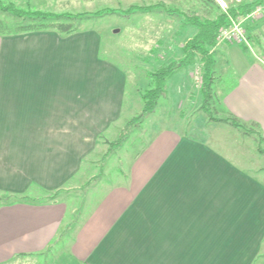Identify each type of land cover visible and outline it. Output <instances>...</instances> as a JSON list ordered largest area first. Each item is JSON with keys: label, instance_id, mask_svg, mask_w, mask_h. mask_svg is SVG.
<instances>
[{"label": "crops", "instance_id": "1", "mask_svg": "<svg viewBox=\"0 0 264 264\" xmlns=\"http://www.w3.org/2000/svg\"><path fill=\"white\" fill-rule=\"evenodd\" d=\"M80 33L0 35V264L58 247L54 264H264V180L241 160L254 139L210 122L191 80L167 83L173 105L159 101L153 116L184 109L199 127L159 130L129 174L123 162L116 182L74 205L95 177L88 159L99 145L109 154L100 139L127 82L99 59L97 32ZM252 36L250 50H216L213 97L220 118L255 124L264 140V18Z\"/></svg>", "mask_w": 264, "mask_h": 264}, {"label": "rangeland", "instance_id": "2", "mask_svg": "<svg viewBox=\"0 0 264 264\" xmlns=\"http://www.w3.org/2000/svg\"><path fill=\"white\" fill-rule=\"evenodd\" d=\"M248 1L249 0H2L5 4L12 3L24 11L54 14L69 13L72 15H94L105 10H117L125 13L133 7L154 6L157 8L154 12L148 14L136 13L129 17L106 15L99 19H85L82 20L79 25L78 33L87 31L97 32L100 39L93 37L89 41H93L95 45L96 43L98 44L96 52L98 53L99 59L118 66V68L127 75V82L126 97L122 107V113L114 122H110L108 131H105L100 139L111 142L109 146L111 150L109 152L107 151L109 153L107 155L110 157L107 158V155H105L101 159V149L105 147L99 145L97 153L92 155L91 159H88L89 162L87 161V163L89 164L92 162L93 167H86V172L88 170V174L95 177L93 181L83 184L82 192L76 193V201L78 202H75V206H78L80 199L84 198L82 196L85 195L86 192H90L91 194L96 192L94 189H89L91 185H108L111 179V182H116L118 172L121 166H123V162L126 174H129L130 168L132 167V160H135L145 150V147L149 145L153 137L155 138L156 135L159 137L161 136V134H158L159 130L168 126L175 127L177 130L183 129L177 126L179 122H182V125H185L186 129L191 133H193L192 128L196 129L199 127L200 122L198 121L197 115L194 117L191 116L189 119L186 117L182 121L178 115L179 113L187 115V111L185 112L184 109H178L172 116L170 115V118H167L168 121H164L166 124L161 123L160 119L164 116L159 112L155 117L151 115L152 117H147L142 123L126 131L127 124L142 113L144 105L142 94L147 89V84L149 82L148 74L155 72L163 66H168L173 62H180L183 60L184 54L182 49L196 33L194 28L184 26L181 14L188 17L214 20L220 14L226 11L228 12L231 7ZM220 2L227 4L225 10L221 7ZM263 18L264 7L259 10H254L248 17L238 16L234 18L235 25L238 28L243 26L247 30L250 47H252V40L249 35L250 30H253ZM0 20L12 29L22 24L21 21L1 12ZM223 30L228 31V35L224 34L223 38L231 37V33L234 32V29L232 30L230 25ZM81 33L79 35H81ZM251 34H253V31ZM228 43L227 41L217 42L214 51L223 46L230 45L250 50V48L238 45L237 43ZM199 63L200 62L192 67L177 71L173 77L174 79L170 78L167 83L171 84L172 81H176L175 83L177 84L180 83L181 80H187V82L191 80L194 89L199 91L198 89L202 86V73ZM161 100L160 102H163L162 104L169 102V100L163 98ZM172 103L173 102H169L168 104L173 105ZM177 103L178 102H176V104ZM214 107L216 108L215 105ZM207 118L209 119L208 116ZM245 126L254 139L253 143H251V140L247 142L253 146L254 149L252 153H250L249 150L243 151L247 157L241 160L243 163L246 162V167L254 171L255 174L257 172L260 173L258 174L260 175L259 178L264 180V155L258 152L259 145L264 148V140H262L260 144V138L263 139V137L258 128L251 125ZM208 128H210V126ZM235 130V136L240 132L244 136L250 137V134L246 135L244 131ZM123 132H125L124 135L128 134L127 140L121 143L119 147H113L112 149V144H116L118 140H120ZM162 138L165 137L161 136L160 139ZM167 143L170 144L173 142L168 141ZM239 143H242V141L239 140ZM96 156H98L99 159H95ZM98 160L100 161L97 162ZM242 162L240 161V163ZM83 169H85V167ZM91 171L92 173H90ZM55 197L56 194L55 196L52 194V196L46 198L54 199ZM81 204H84V202ZM60 249L61 247L55 248L54 252L45 259H21L19 261L15 260L12 264H54V260H56L60 254L58 253ZM67 264H69V262Z\"/></svg>", "mask_w": 264, "mask_h": 264}, {"label": "trees", "instance_id": "3", "mask_svg": "<svg viewBox=\"0 0 264 264\" xmlns=\"http://www.w3.org/2000/svg\"><path fill=\"white\" fill-rule=\"evenodd\" d=\"M264 5V0H249L243 4L231 7L229 11L220 14L214 20L200 19L199 17H188L181 14L183 18L184 26L194 28L197 32L196 35L189 40L182 49L184 54L183 60L180 62H173L168 66H163L155 72L148 74L149 82L147 84L146 91L142 94L143 110L142 113L133 118L126 127L131 129L134 126L142 123L147 117L153 115L157 109L159 101L167 95V82L170 78H173L177 71L184 68L192 67L200 62L201 67V79L202 86L200 88V94L203 99L202 111L209 117L210 122L229 124L233 128L244 131L246 135L250 134V131L235 118H220L218 112L214 107V91L213 86L215 83V52L214 49L217 46L218 37L222 29L227 28L230 25L231 18H237L238 16H247L251 14L258 7ZM157 9L154 6L150 7H133L122 13L117 10H105L94 15L78 14L72 15L43 13V12H29L24 11L16 7L12 3L5 4L0 0V12L7 14L18 21H21V25L15 29L9 28L3 21L0 20V35H16L33 33L40 31H55L60 34L75 33L79 29V25L82 20L99 19L106 15H120L122 17H129L136 13H151ZM25 23V24H23ZM249 29V28H248ZM252 29L250 30V38L252 39ZM255 128L257 125H251ZM122 133L120 140L116 144H112L111 148L119 147L121 143L127 140L128 134ZM251 135V134H250ZM260 138V144L262 143ZM264 142V141H263ZM111 150V149H110ZM258 152L264 155V148L258 146Z\"/></svg>", "mask_w": 264, "mask_h": 264}, {"label": "built area", "instance_id": "4", "mask_svg": "<svg viewBox=\"0 0 264 264\" xmlns=\"http://www.w3.org/2000/svg\"><path fill=\"white\" fill-rule=\"evenodd\" d=\"M220 5L223 8V10H225L227 8V4H225L224 2H220ZM262 7H264V5L261 6V7H258L256 10H259ZM250 15L251 14L247 15L246 17H248ZM230 22H232V25L230 23V26H231L232 30L234 29L233 30L234 32L231 33V37L223 38L224 34L228 35V31H224L222 29L221 32H220V35L218 37V43L221 42V41H227L230 44L231 43H237L238 45H241V46H244V47H248V48L251 49L252 47H250V40H249V36H248L247 30L243 26L242 27L240 26V28H238L235 25L234 18H231Z\"/></svg>", "mask_w": 264, "mask_h": 264}]
</instances>
